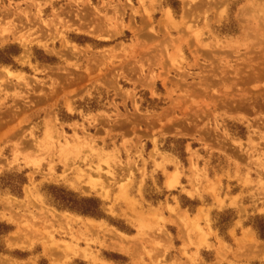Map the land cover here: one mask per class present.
<instances>
[{
  "label": "rangeland",
  "instance_id": "374dc122",
  "mask_svg": "<svg viewBox=\"0 0 264 264\" xmlns=\"http://www.w3.org/2000/svg\"><path fill=\"white\" fill-rule=\"evenodd\" d=\"M4 56L0 264H264V0H0Z\"/></svg>",
  "mask_w": 264,
  "mask_h": 264
},
{
  "label": "trees",
  "instance_id": "16d2710c",
  "mask_svg": "<svg viewBox=\"0 0 264 264\" xmlns=\"http://www.w3.org/2000/svg\"><path fill=\"white\" fill-rule=\"evenodd\" d=\"M11 49V48H10ZM9 49V50H10ZM8 50V49H7ZM17 51V49H16ZM8 56H4L0 59V64H9ZM25 182V179L20 176V182L18 186L4 185L2 188H7L11 192L20 191V186ZM51 197L50 204L57 208L58 210L67 211L79 216L89 217L99 219L101 217L100 203L93 198H80L77 195L66 191L62 188L51 187ZM260 239H264V226L256 229Z\"/></svg>",
  "mask_w": 264,
  "mask_h": 264
},
{
  "label": "bare ground",
  "instance_id": "6f19581e",
  "mask_svg": "<svg viewBox=\"0 0 264 264\" xmlns=\"http://www.w3.org/2000/svg\"><path fill=\"white\" fill-rule=\"evenodd\" d=\"M167 11V13L169 14V11L168 10H166ZM166 14V13H165ZM168 14H166L167 15V20H172L171 18H170V14L168 15ZM1 15H2V13H1ZM172 22V21H171ZM171 22H169V23H171ZM171 25H173V24H171ZM13 30H14V28H13ZM87 31V30H86ZM4 32H7V30L6 31H4ZM14 32H15V30H14ZM14 32H12V33H14ZM6 39V38H5ZM27 40V39H26ZM38 40V39H37ZM25 41V40H24ZM32 41H34V40H32ZM40 41V40H39ZM22 44V43H21ZM40 44V47L41 48H43L44 50H46V51H49V49L47 48V46H46V43H39ZM24 48V47H23ZM29 52V51H28ZM53 52V51H52ZM13 53H15V52H13ZM22 53H24V52H22ZM28 54V53H27ZM60 55H63V54H59V56ZM21 57H24V58H27V57H25V54H23V56H21ZM21 59H23V58H21ZM11 61V60H10ZM19 61H24V60H19ZM23 63H25V62H23ZM21 64V63H20ZM2 73H4V72H2ZM5 74V73H4ZM7 74H9L11 77H14L13 75H12V72H7ZM4 76V75H3ZM2 76V77H3ZM6 76V75H5ZM5 81V83H7L6 82V80H4ZM8 85V84H7ZM6 85V86H7ZM3 86H5V84L3 85ZM8 87V86H7ZM6 87V88H7ZM15 87V86H14ZM2 88H4V87H2ZM5 90V89H4ZM44 102V101H43ZM37 103V102H36ZM42 103V102H41ZM40 104V103H39ZM51 126V125H50ZM53 128H55V127H53ZM54 131V130H53ZM56 131V130H55ZM53 134V133H52ZM56 133H55V137H56ZM53 136V135H52ZM54 137V136H53ZM55 137H54V139H55ZM58 137H60V136H58ZM57 139V138H56ZM38 142V141H37ZM40 142H38V144H39ZM37 144V143H36ZM41 144V143H40ZM50 145H51V142H50ZM53 147V146H52ZM64 147V146H63ZM63 147H61V149L63 148ZM62 150H64V149H62ZM61 150V151H62ZM65 151V150H64ZM173 173V172H172ZM177 173H174V174H167V176H166V180H165V183H166V185H165V187H167L168 189H172V188H174V186H173V181L175 180L176 182H177ZM164 183V184H165ZM105 189V188H104ZM103 190V189H102ZM99 192V191H98ZM100 193V192H99ZM74 194V193H73ZM101 194L103 195V197L105 196L104 194H107V192H105V190L104 191H101ZM100 194V195H101ZM175 198V197H174ZM85 199H87V198H85ZM93 199H95V198H93ZM95 200H97V201H99V203H100V212H101V217L100 218H105V215L103 214V212H102V203H101V201L99 200V199H95ZM192 200V199H191ZM190 201V200H189ZM180 216V215H179ZM199 216H202V215H199ZM181 217V216H180ZM96 218V217H95ZM183 226V225H182ZM181 229H183L182 227H181ZM197 230V229H196ZM89 233H90V231H89ZM185 233V232H184ZM183 233V234H184ZM198 233V232H197ZM182 234V233H181ZM253 234H254V232L253 231H248V233H246V235H245V238L248 240V238H252L253 237ZM201 235V234H200ZM202 235H203V233H202ZM201 235V236H202ZM47 237V236H46ZM48 238V237H47ZM47 240V239H46ZM48 240H49V238H48ZM89 241V240H88ZM91 241V240H90ZM204 240H202L201 242H203ZM245 241V240H244ZM254 241V240H253ZM47 242V241H46ZM200 242V243H201ZM248 242V241H247ZM31 243V242H30ZM48 244V243H47ZM118 244V243H117ZM75 246V245H74ZM117 247H118V245H117ZM117 247L115 248V249H117ZM68 248V247H67ZM70 248V247H69ZM74 248V247H73ZM72 248V250L74 251L75 249H73ZM225 248V247H224ZM47 249H48V247H47ZM51 249V248H50ZM71 250V249H70ZM85 250V249H84ZM49 251V250H48ZM68 251H69V249H68ZM81 252H83V250H80ZM224 251H225V249H224ZM50 252V251H49ZM70 252V251H69ZM72 252V251H71ZM76 252V251H75ZM252 252V251H251ZM250 252V253H251ZM64 253V252H63ZM74 253V252H73ZM219 253V252H218ZM71 254V253H70ZM52 255V254H51ZM81 255V254H80ZM87 255V254H86ZM110 256H112V257H116V255L115 254H109ZM201 255V254H200ZM220 255V254H219ZM218 255V256H219ZM71 256H72V254H71ZM221 256V255H220ZM81 257V256H80ZM263 257V256H262ZM261 257V258H262ZM83 259H86L85 257H83ZM74 259H72V261H73ZM73 263V262H72Z\"/></svg>",
  "mask_w": 264,
  "mask_h": 264
}]
</instances>
